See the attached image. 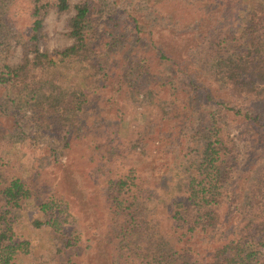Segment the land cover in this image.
Returning a JSON list of instances; mask_svg holds the SVG:
<instances>
[{
    "label": "rangeland",
    "instance_id": "1",
    "mask_svg": "<svg viewBox=\"0 0 264 264\" xmlns=\"http://www.w3.org/2000/svg\"><path fill=\"white\" fill-rule=\"evenodd\" d=\"M81 1L84 0L69 3ZM87 1L91 8L87 25L91 57L96 62L105 57L107 65L101 72L115 73V78L95 102L86 105L73 119L75 127L70 128V133H59L56 126L36 120L19 97L8 87L0 86V178H21L32 189L31 198L13 212L10 235L18 241L30 242L29 252L20 253L17 264H61L67 259L75 264H111L107 237L111 196L106 178L102 181V176L97 179L93 173L101 162L100 156L106 155V146L96 134L97 129L94 130L100 125L121 121V139L115 147L119 145V152L126 155L121 164L113 163L127 169L129 163L141 161L137 169L142 173L145 189L150 191L148 196L152 194L146 200V208L155 206L162 230L167 228L163 202L170 195L168 190L177 189L180 170L189 165L187 160L199 162L202 157L201 144L208 135L200 129V123L217 121L219 133L234 155V171L222 188L226 212L236 216L244 213L242 205L250 188L246 184L264 173V93L259 96L232 93L210 58L213 37L222 35L229 39L239 34L246 26L245 18L235 20L223 9V14L212 20L215 25L202 28L197 45L184 55L182 71L190 70V66L191 70L196 68V76L206 75L216 89L213 101H207L204 93H200L189 109L165 102L167 88H175L185 76L174 64L157 60L153 55L159 41V36L152 33L153 26L172 28L167 20L161 19L160 13L154 14L163 0ZM244 2L242 8L249 4ZM29 14V0H0V65L16 64L24 56L31 24ZM72 14V9L59 11L55 6L47 9L38 41L40 49L53 52L72 42L66 34ZM164 31V45L182 46L184 41L180 39L184 36L171 38ZM131 47L132 53L125 57ZM126 66L134 67L135 73L129 74ZM158 71H162V76L154 87L161 88L154 89L149 84L144 91L145 85L137 74L147 73L146 84L148 75ZM62 78L49 92L73 84L72 76L64 81ZM125 86L131 92L125 93ZM221 98L226 102L224 106L214 104ZM160 105L167 110L164 115L158 109ZM226 106L248 110L253 117L249 120L234 117ZM83 124L90 131L81 137L79 125ZM42 203L50 206L42 210L39 207ZM47 218H51L50 222L52 218L60 219L61 229L54 231L50 224L34 225L35 219ZM198 241L204 245V240Z\"/></svg>",
    "mask_w": 264,
    "mask_h": 264
},
{
    "label": "trees",
    "instance_id": "2",
    "mask_svg": "<svg viewBox=\"0 0 264 264\" xmlns=\"http://www.w3.org/2000/svg\"><path fill=\"white\" fill-rule=\"evenodd\" d=\"M168 1H161L154 14L160 13L161 19L167 20L172 28L153 26L152 33L160 37H157L160 42H156L153 55L157 60L174 64L184 73L185 80L175 88H167L165 102L192 109L200 93H204L207 101L214 100L216 89L206 75L196 76V68L191 70V66L190 70L182 71L184 64L181 62L188 49L191 51L197 45L202 28L214 26L212 20L223 14V9L235 20L245 18L246 26L232 38L213 37L210 58L218 66L221 80L232 93L248 96L264 93V0H246L249 1L244 6L246 8H242L244 0H170L165 8ZM29 2L31 24L27 32L26 52L18 63L0 65V86L8 87L19 97L36 120L52 124L59 133L67 134L70 128L75 127L73 119L103 94V89L113 82L115 73L102 74L107 65L105 57L99 62L91 57L87 38L91 8L87 0L73 5L69 0ZM51 6L59 11L73 10L66 24V34L72 42L53 52L38 46L43 16ZM133 20L137 22L135 18ZM164 30L171 38L184 36L180 39L184 41L182 46L164 45ZM128 50L125 57L132 53V47ZM126 71L135 73V68L126 66ZM161 73L148 75L146 84L144 75L147 73L144 72L143 76L137 74L145 85L144 91L149 84L154 87L159 83ZM69 76H72V85L63 89L58 86L55 93L49 92L58 85L55 83L61 77L64 81ZM128 92L131 90L125 86V93ZM161 101L164 105L163 97ZM214 104L224 106L226 102L221 98ZM163 105L158 109L164 115L167 110ZM226 110L233 111L234 117L244 120L253 117L248 110L239 107L226 106ZM149 115L151 118V111ZM202 123L200 129L208 135L201 144L202 157L196 162L191 156L192 160H187L189 165L180 170L177 189L172 187L168 190L170 195L163 202L167 219L165 230L160 228L155 206L149 210L146 208V200L152 194L148 196L150 191L145 189L142 173L137 169L141 161L129 163L127 169L113 163L121 164L126 155L124 151L119 152V145L115 147L121 139V121L94 129L106 146V155L100 156L101 162L93 173L97 179L102 176V181L106 178L107 191L111 196L109 208L106 207L111 264H264V173L246 184H250V188L247 201L242 205L244 213L236 216L226 212L222 188L234 171V155L219 133L217 121ZM79 128L82 129L81 137L90 131L87 125H79ZM31 196L32 189L21 178H0V264H17L19 254L29 252L30 242L14 239L10 231L14 222L13 212ZM49 206V203H42L39 207L45 210ZM50 221L51 218L45 221L35 219L34 225L50 224L54 231L61 229L60 219L52 218ZM198 239L204 240V245ZM61 264L75 263L67 259Z\"/></svg>",
    "mask_w": 264,
    "mask_h": 264
}]
</instances>
